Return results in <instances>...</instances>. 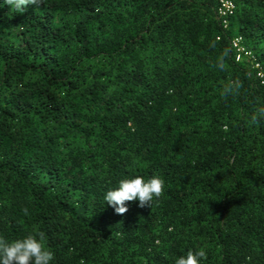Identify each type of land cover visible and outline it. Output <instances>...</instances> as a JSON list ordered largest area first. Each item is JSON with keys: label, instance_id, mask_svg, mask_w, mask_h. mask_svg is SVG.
<instances>
[{"label": "trees", "instance_id": "trees-1", "mask_svg": "<svg viewBox=\"0 0 264 264\" xmlns=\"http://www.w3.org/2000/svg\"><path fill=\"white\" fill-rule=\"evenodd\" d=\"M223 2L0 0V264H264V0Z\"/></svg>", "mask_w": 264, "mask_h": 264}, {"label": "built area", "instance_id": "built-area-1", "mask_svg": "<svg viewBox=\"0 0 264 264\" xmlns=\"http://www.w3.org/2000/svg\"><path fill=\"white\" fill-rule=\"evenodd\" d=\"M221 2H222V8H223L221 14L226 15L227 12H229L232 9V6L227 2H223V0H221ZM234 47L237 48L238 51H243L242 48L241 49L239 48L237 41L234 42ZM260 77L264 79V74H260Z\"/></svg>", "mask_w": 264, "mask_h": 264}]
</instances>
